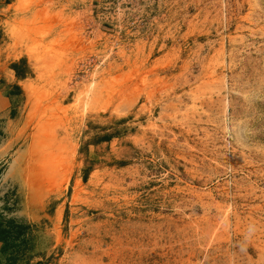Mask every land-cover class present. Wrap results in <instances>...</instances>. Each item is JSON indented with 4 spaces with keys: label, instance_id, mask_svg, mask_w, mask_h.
<instances>
[{
    "label": "rangeland",
    "instance_id": "1",
    "mask_svg": "<svg viewBox=\"0 0 264 264\" xmlns=\"http://www.w3.org/2000/svg\"><path fill=\"white\" fill-rule=\"evenodd\" d=\"M3 41L2 260L264 264V0H0Z\"/></svg>",
    "mask_w": 264,
    "mask_h": 264
},
{
    "label": "crops",
    "instance_id": "2",
    "mask_svg": "<svg viewBox=\"0 0 264 264\" xmlns=\"http://www.w3.org/2000/svg\"><path fill=\"white\" fill-rule=\"evenodd\" d=\"M3 31H6L5 27H3ZM12 54H13V51L12 49L9 48V43H7L6 41L5 42L3 41V43H0V125H1L0 129L2 130V133H3L2 134L0 132V146H3L4 143H7L4 140V136H6V133L9 132V130L11 129V127H13V124H14L13 119H12V113H13L14 106L12 105L15 99V95L16 97L18 96V93L16 94V91L19 92V95L21 94L20 96H24V93H23L24 90L22 87V83L28 80L29 78H33V77H30L28 73L26 74L25 77H17L15 75V71L10 67L11 63L18 62L20 58L23 57L26 60L27 66L32 68L33 74L36 75V70L34 69V63L30 59V57L27 54H25L24 51H22V53L19 54L18 56L11 57L10 55ZM23 106H24V102L22 103V107ZM6 154H7V150L5 146H3V148L0 147V166L2 165L4 161L7 160ZM14 175H16L15 169L11 168L9 172L8 170L5 171V175L3 174V178L0 181V195H3L4 193L8 192L11 189L12 186L8 184V180L11 181ZM10 220L14 222V220L12 219L6 220L5 222L4 221H1V222L3 225L7 226V222H9ZM13 227L18 228L16 226H13ZM24 227H22V229H24ZM2 248H3V241H0V254L3 251ZM1 257L3 256L0 255V264H9L5 260H2ZM32 261L33 260H31L29 264H39L37 260L33 262Z\"/></svg>",
    "mask_w": 264,
    "mask_h": 264
},
{
    "label": "trees",
    "instance_id": "3",
    "mask_svg": "<svg viewBox=\"0 0 264 264\" xmlns=\"http://www.w3.org/2000/svg\"><path fill=\"white\" fill-rule=\"evenodd\" d=\"M10 67L15 71V75L17 77H25L26 74H32L30 68L27 66L26 60L24 58H21L18 62L11 63ZM105 138H99L98 140H104ZM11 224V226H10ZM10 226V227H9ZM13 226H16L18 228H14ZM22 227H24L21 224H15L13 221L7 222V226L3 225L2 222L0 221V241H3V248L2 250L5 251V249L9 246L8 240L12 235V228L17 230L15 232L16 234L14 235L15 237H20ZM15 239V238H13ZM13 241V240H12Z\"/></svg>",
    "mask_w": 264,
    "mask_h": 264
},
{
    "label": "clouds",
    "instance_id": "4",
    "mask_svg": "<svg viewBox=\"0 0 264 264\" xmlns=\"http://www.w3.org/2000/svg\"><path fill=\"white\" fill-rule=\"evenodd\" d=\"M256 231V226L254 224H249L242 241V251H247V242L251 239Z\"/></svg>",
    "mask_w": 264,
    "mask_h": 264
},
{
    "label": "bare ground",
    "instance_id": "5",
    "mask_svg": "<svg viewBox=\"0 0 264 264\" xmlns=\"http://www.w3.org/2000/svg\"><path fill=\"white\" fill-rule=\"evenodd\" d=\"M93 86V82H90L89 83V85H88V87L84 90V96H85V98H84V100L82 101V107H83V109H85L87 106H88V100H87V96H88V94H89V92H90V90H91V87ZM83 93V92H82ZM79 95V94H78ZM77 95V96H78ZM81 96V95H80ZM77 101H78V99H77Z\"/></svg>",
    "mask_w": 264,
    "mask_h": 264
}]
</instances>
